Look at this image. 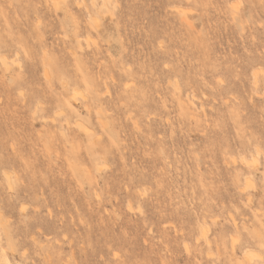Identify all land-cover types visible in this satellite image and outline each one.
<instances>
[{
    "label": "clouds",
    "instance_id": "obj_1",
    "mask_svg": "<svg viewBox=\"0 0 264 264\" xmlns=\"http://www.w3.org/2000/svg\"><path fill=\"white\" fill-rule=\"evenodd\" d=\"M0 264H264V0H0Z\"/></svg>",
    "mask_w": 264,
    "mask_h": 264
}]
</instances>
